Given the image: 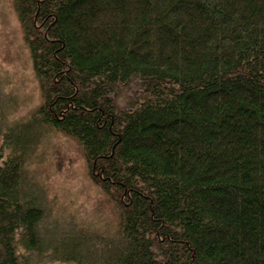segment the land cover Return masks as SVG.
Segmentation results:
<instances>
[{"label": "trees", "instance_id": "obj_1", "mask_svg": "<svg viewBox=\"0 0 264 264\" xmlns=\"http://www.w3.org/2000/svg\"><path fill=\"white\" fill-rule=\"evenodd\" d=\"M9 2L40 103L0 132V264H264V0ZM41 130L111 229L56 215Z\"/></svg>", "mask_w": 264, "mask_h": 264}, {"label": "rangeland", "instance_id": "obj_2", "mask_svg": "<svg viewBox=\"0 0 264 264\" xmlns=\"http://www.w3.org/2000/svg\"><path fill=\"white\" fill-rule=\"evenodd\" d=\"M39 103V87L16 13L9 0H0V123L6 124L0 132L25 121ZM30 149L29 175L44 189L56 215L83 220L101 230L113 227L112 215L99 207L97 191L72 140L41 130Z\"/></svg>", "mask_w": 264, "mask_h": 264}]
</instances>
